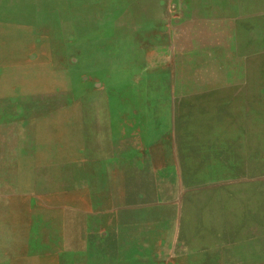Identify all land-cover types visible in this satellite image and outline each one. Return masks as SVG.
<instances>
[{
  "label": "rangeland",
  "instance_id": "1",
  "mask_svg": "<svg viewBox=\"0 0 264 264\" xmlns=\"http://www.w3.org/2000/svg\"><path fill=\"white\" fill-rule=\"evenodd\" d=\"M108 250L264 264V0H0V264Z\"/></svg>",
  "mask_w": 264,
  "mask_h": 264
},
{
  "label": "crops",
  "instance_id": "2",
  "mask_svg": "<svg viewBox=\"0 0 264 264\" xmlns=\"http://www.w3.org/2000/svg\"><path fill=\"white\" fill-rule=\"evenodd\" d=\"M89 139L90 140H88V141H90V142L88 143V147H91V151H92L93 154L91 156H87V159L85 158V156L83 154V148L77 146L76 143H75V146L73 148V152H72V156H71V160H70L71 168H72V170H71V173H72L71 174V178H72L73 183L74 182H79V178L77 176V171L80 170V166L81 165H84L85 162H87V164H91L92 161H94L95 151H96L95 142H94L95 139L92 138V137L91 138L89 137ZM60 163H62V164L64 163L62 159L61 160L59 159V164ZM76 186L77 185L75 183V187ZM73 188H74V186H73ZM116 208H118V207H116ZM43 209H45V210L48 211L47 205L44 204L43 206L37 207V211H39V212H42ZM58 209L59 208L56 207L55 209H53V211H50V217L45 218V220L43 221V225L41 224V228L43 227V230H44V234L45 235L48 234V227L49 226H55V225H52V224H56V222H59V219H60L59 215H60V213H59V210ZM128 209L129 208H125L124 210L127 211ZM45 210H43V212H45ZM95 213L96 212H95L94 209L93 210H90L89 209L87 211V213L85 214L87 216V220H89ZM46 215L48 216L47 213H46ZM78 218L79 217H75V219H77V220H78ZM55 227L57 229H54V232H55V230H56V232H57V230L59 231V229H58L59 226L57 225ZM87 233L89 235L90 232L88 231ZM64 235H66V233H64V231L61 228V231L59 233V236H64ZM61 239H64V238H61ZM110 248L111 249H109V250L112 253V251H113L112 248L113 247H110ZM89 250H91V249H89ZM109 250L107 252L110 254ZM110 256H111V254L108 256V255H106V252H103L102 254H100L97 257L96 256H87L85 259H83V261H78V263H74V264H110V259H111ZM99 258L102 259V260H104V262L103 263H98V262L95 261V259H99Z\"/></svg>",
  "mask_w": 264,
  "mask_h": 264
},
{
  "label": "bare ground",
  "instance_id": "3",
  "mask_svg": "<svg viewBox=\"0 0 264 264\" xmlns=\"http://www.w3.org/2000/svg\"><path fill=\"white\" fill-rule=\"evenodd\" d=\"M215 100H216V99H215ZM216 104H217V103H216ZM221 104H222V103H221ZM221 104H220V105H221ZM217 105H218V104H217Z\"/></svg>",
  "mask_w": 264,
  "mask_h": 264
}]
</instances>
